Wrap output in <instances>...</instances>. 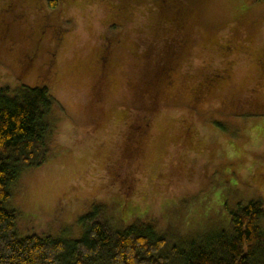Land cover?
Listing matches in <instances>:
<instances>
[{
	"label": "rangeland",
	"instance_id": "rangeland-1",
	"mask_svg": "<svg viewBox=\"0 0 264 264\" xmlns=\"http://www.w3.org/2000/svg\"><path fill=\"white\" fill-rule=\"evenodd\" d=\"M120 1L64 0L53 11L0 0V87L46 86L61 117L47 163L10 189L23 236L79 240V220L104 204L179 246L225 226L238 204L264 201V90L252 91L262 64L208 46L249 40L264 51V2L160 0L190 13L169 24L185 23L181 48L182 36L172 47V34L156 29L176 16L166 5L142 0L124 19ZM233 60L231 77L196 103L198 84ZM240 100L244 113L234 111Z\"/></svg>",
	"mask_w": 264,
	"mask_h": 264
},
{
	"label": "trees",
	"instance_id": "trees-1",
	"mask_svg": "<svg viewBox=\"0 0 264 264\" xmlns=\"http://www.w3.org/2000/svg\"><path fill=\"white\" fill-rule=\"evenodd\" d=\"M23 1H30L36 8L38 2L43 6L42 1H46L54 11L64 0H15V3ZM140 1L121 0L114 6L115 14L128 19L126 7ZM156 4L161 8L166 5V12H175L176 16L156 27L172 34L168 43L174 47L173 39L186 36L179 29H187L183 21L190 20V13L178 14L176 2L164 5L156 0ZM7 7L4 12L9 15L14 8ZM175 17L183 21L170 27ZM157 59L160 61L162 55L158 54ZM164 74L157 73L155 80L159 82ZM60 120L58 104L46 86L0 87V264H264L261 198L238 204L225 226L213 233L184 238L179 246L172 242L171 235H157L149 221L136 219L125 224L120 215L104 204L94 205L79 220L84 230L79 240L21 235L18 212L6 206L10 189L25 169L47 163L49 142Z\"/></svg>",
	"mask_w": 264,
	"mask_h": 264
},
{
	"label": "flooded vegetation",
	"instance_id": "flooded-vegetation-1",
	"mask_svg": "<svg viewBox=\"0 0 264 264\" xmlns=\"http://www.w3.org/2000/svg\"><path fill=\"white\" fill-rule=\"evenodd\" d=\"M113 6V5H112ZM185 40L186 36L182 38L183 44L181 41H178V46L182 44L181 48H184L185 45ZM181 46V45H180ZM186 46V45H185ZM211 49H216L217 51L221 52V50H227L230 48H234L237 53L244 54L248 56L249 58H254L253 60L256 62L259 60L262 64V67L259 68L257 67V79L256 81V86L252 88V91L255 95L261 94L264 90V83L262 80L264 79V51H258L255 52L256 49L254 47V44L252 41L247 40L246 43L239 42L237 39H234V41H229L228 44L222 48L218 42L212 41L208 44ZM224 54V52H222ZM234 60L233 61H226L224 62V68L222 70V73H212L214 77L208 80H204V83H199L197 86V91L196 94H198V98L196 99V103H202L204 99L212 93L216 88H218L220 85L224 84L232 74V69L234 66ZM257 63V62H256ZM198 105V104H196ZM248 105L244 101H239L235 106H234V111L236 113H244L249 109ZM186 130L185 133H193V129L191 124H186Z\"/></svg>",
	"mask_w": 264,
	"mask_h": 264
}]
</instances>
